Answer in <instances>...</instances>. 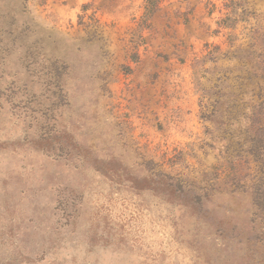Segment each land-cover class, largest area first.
Listing matches in <instances>:
<instances>
[{
    "label": "rangeland",
    "instance_id": "obj_1",
    "mask_svg": "<svg viewBox=\"0 0 264 264\" xmlns=\"http://www.w3.org/2000/svg\"><path fill=\"white\" fill-rule=\"evenodd\" d=\"M146 1L0 0V264H264V0Z\"/></svg>",
    "mask_w": 264,
    "mask_h": 264
},
{
    "label": "trees",
    "instance_id": "obj_2",
    "mask_svg": "<svg viewBox=\"0 0 264 264\" xmlns=\"http://www.w3.org/2000/svg\"><path fill=\"white\" fill-rule=\"evenodd\" d=\"M157 1L152 3V0L146 1V13L144 16V25L146 28L149 27L148 20L153 15V13L157 10V5L155 4ZM264 116V115H262ZM260 113H254L251 116L250 126L253 129L252 137H251V153L253 154V158L255 161V165L257 167V175L255 181L251 187V191L253 194L254 204L257 209L263 214L264 216V118H262ZM160 174H165L163 171H158ZM167 175V174H166ZM167 177V176H165ZM178 182L170 183L169 187L176 190V188H181L180 178H178ZM176 187V188H175ZM182 191V190H181ZM184 192V191H182ZM186 195H192L193 190H189L188 193L185 192Z\"/></svg>",
    "mask_w": 264,
    "mask_h": 264
}]
</instances>
